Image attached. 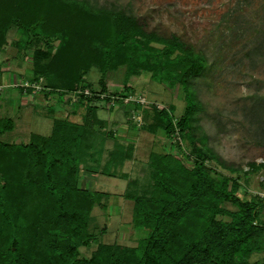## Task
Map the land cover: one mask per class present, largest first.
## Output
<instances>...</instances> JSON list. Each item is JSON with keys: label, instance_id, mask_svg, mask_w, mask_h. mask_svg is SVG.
<instances>
[{"label": "trees", "instance_id": "16d2710c", "mask_svg": "<svg viewBox=\"0 0 264 264\" xmlns=\"http://www.w3.org/2000/svg\"><path fill=\"white\" fill-rule=\"evenodd\" d=\"M91 8L90 0H0V50L7 45L11 27L27 36L14 42V48L21 55L32 51L28 80L41 79V92L47 96L56 92L60 99L78 88L92 92L79 94L71 105L84 108L81 121L68 115L56 117L48 135L31 132L28 141L19 143L0 140V264H264V258L248 261L264 238V225L255 223L260 202L240 196V185L232 177L210 179L204 167L208 155L196 140L190 145L185 141L190 137L185 134L190 130L188 119L196 109L189 94V104L178 120L169 106L147 102L144 93L139 94L146 98L144 104L127 105L121 100L129 106L124 110L130 115L127 124L137 133L145 132L141 138L162 134L171 148L148 152L150 171L142 180L118 174L128 179L120 196L132 201V225L146 229V234L134 246L120 249L98 242L90 256L81 253L80 248L97 236L89 225L92 208H106L111 196L88 187V177L117 175L116 167L133 155L136 144L131 139L126 145L119 142L98 117L95 102L109 99L99 97L108 92L106 73L122 69L123 93H111L124 97L135 94L127 84L130 76L151 69L149 81L159 82L150 57L141 56L144 48L152 56L181 51L182 56L165 62L179 69L186 86L204 68L201 56L183 48L177 37L158 35L121 8H110L109 13ZM96 17L100 20L92 24ZM97 29H102L101 36L95 34ZM52 40L57 41L54 51ZM152 42L165 48L151 47ZM46 44L47 51L42 46ZM94 67L101 73L99 88L85 79ZM138 113L141 122L133 116ZM12 127L11 118L0 117V135ZM107 138H114V148L102 164ZM183 152L193 156L191 168L177 166Z\"/></svg>", "mask_w": 264, "mask_h": 264}, {"label": "rangeland", "instance_id": "374dc122", "mask_svg": "<svg viewBox=\"0 0 264 264\" xmlns=\"http://www.w3.org/2000/svg\"><path fill=\"white\" fill-rule=\"evenodd\" d=\"M90 4L92 12L109 13L110 8L115 7V11L121 8L126 14L137 17L149 30H155L158 35L167 39L177 37L183 48L201 56L204 68L186 86L181 80L179 69H175L170 63L167 66L165 62L182 56L181 51L176 50L166 57L164 51L152 56L151 50L144 48L141 56L150 57L154 70H158L155 78L159 82L149 81L154 72L149 69L147 73L137 77L131 76L127 84L134 88L135 94L144 93L147 102L156 101L161 107L169 106L175 120L182 116L189 104L187 94L191 96L196 109L188 119L187 128L190 130H185V134H190V137L185 141L190 145L192 140H196L208 155L204 167L209 169L210 179L232 177L240 185V196L260 202L255 223L264 225V0H90ZM89 16L95 18L90 13ZM98 18L91 21L92 24L97 23L100 20ZM102 29L94 31L95 34L101 36ZM25 37L27 36L17 27H11L6 35L7 45L0 50V117L13 120L12 129L0 135V140L6 142L28 141L30 132L48 135L56 117L68 115L70 119L81 121V116H85L83 107L79 109L80 115L76 112L74 114L77 117L71 116L69 111L75 102L70 101L71 92H67L61 97L63 101L58 102L56 92L50 93L48 99H43L42 92L32 93L29 89L28 92L32 94L30 104L15 103V99L19 100L27 95H23L21 88L19 89L21 80L16 79L14 83L18 87L12 86L10 77L22 72L26 78L23 80H28L32 75V51L21 55L14 48V42L27 39ZM51 44L54 51L57 41L52 40ZM42 46L47 51V44ZM150 46L165 48L156 42H152ZM46 58L48 60L49 56ZM162 74L166 75L161 76ZM100 77L101 73L94 67L85 79L94 88H99L97 81ZM124 79L122 69L109 71L105 75L107 82L124 83ZM107 87L110 93H123L124 89L123 84L115 87L108 83ZM141 98L146 99L143 96ZM123 103L129 105L131 101ZM95 104L99 106L97 113L102 118L108 119L110 116L111 111L107 107L114 108L115 114L120 115L117 116L118 123L121 120L127 123L126 118L130 117L127 115L121 118V99L113 104L107 101H97ZM49 108L53 110L50 113L52 116H48ZM137 115L141 122V113ZM110 123L113 127L118 124L117 121ZM135 133L138 137L145 134L141 131ZM116 136L124 145L129 142L128 137L121 138L122 135L119 134ZM147 136L146 139L136 140L133 155L116 167L117 175L96 174L93 179L88 177V187L108 192L111 196L106 208L95 205L91 210L89 225L97 236L88 246L80 248L83 255L90 256L98 242L113 243L122 249L134 246L137 238L146 234V229L134 228L132 225V201L120 196L128 179L121 178L118 174L124 172L129 175V180H142L150 171L146 166L148 152L152 149L166 151L171 148L170 142L162 134ZM183 145L185 147L186 143ZM113 148L114 138H107L102 164ZM177 158V166H193L191 154L183 152ZM78 185L82 186L83 182L79 180ZM260 245L261 248L249 256L250 263L263 260V237Z\"/></svg>", "mask_w": 264, "mask_h": 264}, {"label": "crops", "instance_id": "0c3cea01", "mask_svg": "<svg viewBox=\"0 0 264 264\" xmlns=\"http://www.w3.org/2000/svg\"><path fill=\"white\" fill-rule=\"evenodd\" d=\"M23 69V68H22ZM22 73V72H21ZM21 73H18V74H21ZM18 74L17 73H14L11 77H10V79H9V82H10V84L12 85V86H16V87H18V85H14V83H15V81H16V79H19V80H23V79H26L25 77H24V75L23 74H21L20 75V77L18 76ZM131 77V76H130ZM137 77V76H136ZM129 80H130V78H129ZM128 80V81H129ZM113 84V85H115V87H117V85L118 84H123V83H113V82H107V84ZM128 84H129V82H128ZM0 85H1V83H0ZM131 88H133L132 86H131ZM19 89H20V87H19ZM134 89V88H133ZM20 91L23 93V95H27V96H23L22 98H20L19 100H16L15 99V103H16V101H17V104L18 103H20V104H22V105H26V104H30L29 103V101H30V95H32L30 92H28V91H23V90H21L20 89ZM42 97H43V99H48L49 97L46 95V94H43L42 93ZM48 97V98H47ZM57 100H58V102H62L63 100L62 99H60L59 97L57 98ZM129 106H123V105H121V108H122V115H121V118L122 117H126V115H125V112H124V110L126 109V108H128ZM117 108V107H116ZM146 108V107H145ZM51 109V110H50ZM79 109H83L82 108V106L81 107H77V108H71V110L69 111L70 112V114H71V116H73V117H77L78 115H75L74 113H76V112H78L79 113ZM107 109H109V111H111V113H110V116L108 117V119H105V118H102V117H100L99 115H98V117H100V118H102L103 120H105L106 121V128L107 129H111V130H113V132L114 133H116V134H119V135H122V136H124V137H128L127 139H131V140H134V143H136L137 141L136 140H139L140 138H141V136H137L136 135V133H135V131H134V129L133 128H131L127 123H125V120L123 121V120H121V122L120 123H118L119 122V118L118 117H120V115H118V114H115L116 112H115V110H114V108H112V109H110V108H108L107 107ZM51 111H53L52 110V108H49V111H48V116L50 115V116H52L50 113H52ZM98 111V110H97ZM77 113V114H78ZM98 114V113H97ZM79 115H80V113H79ZM118 116V117H117ZM127 119V118H126ZM72 120H75V121H79L78 119H72ZM117 121V125H115L114 127H113V125H111V123L110 122H116ZM123 121V122H122ZM107 124H108V126H107ZM53 127V123H52V125H51V128ZM117 132H121V133H117ZM31 133V132H30ZM34 133V132H33ZM131 136V137H130ZM136 145V144H135ZM95 178V177H94Z\"/></svg>", "mask_w": 264, "mask_h": 264}, {"label": "built area", "instance_id": "2783aa9c", "mask_svg": "<svg viewBox=\"0 0 264 264\" xmlns=\"http://www.w3.org/2000/svg\"><path fill=\"white\" fill-rule=\"evenodd\" d=\"M41 79L38 80V81H33V82H30L28 80H21L20 82V87L24 88V89H31V92L32 93H35L37 91H42L44 89V86L43 84H41ZM24 82V83H22ZM0 92H1V85H0ZM72 93V97L70 99V101H75L78 97L79 94L83 93L84 95L86 96H89L92 94L91 90L89 88H78L77 90L71 92ZM107 94H104V93H100L99 97L100 98H104L106 96L109 97L108 101L107 102H111V104H113L115 101H119V99H121L123 102H128V101H131V102H136V103H140V104H144L146 99H142L139 94V96L137 94H131V95H125L124 97H120L119 95L120 94H115V93H110V92H106ZM144 98V96H143ZM134 118L137 120V122H139L138 118L139 116L138 115H133Z\"/></svg>", "mask_w": 264, "mask_h": 264}]
</instances>
